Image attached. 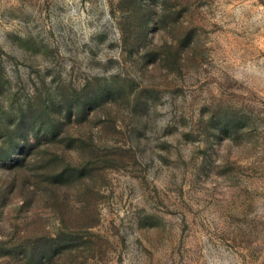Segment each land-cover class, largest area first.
I'll use <instances>...</instances> for the list:
<instances>
[{
    "label": "rangeland",
    "instance_id": "rangeland-1",
    "mask_svg": "<svg viewBox=\"0 0 264 264\" xmlns=\"http://www.w3.org/2000/svg\"><path fill=\"white\" fill-rule=\"evenodd\" d=\"M0 264H264V0H0Z\"/></svg>",
    "mask_w": 264,
    "mask_h": 264
}]
</instances>
